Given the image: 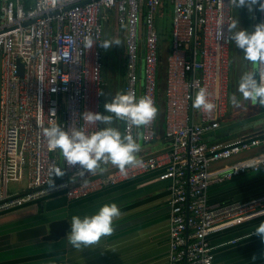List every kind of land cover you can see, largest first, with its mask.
Returning a JSON list of instances; mask_svg holds the SVG:
<instances>
[{
  "label": "built area",
  "instance_id": "1",
  "mask_svg": "<svg viewBox=\"0 0 264 264\" xmlns=\"http://www.w3.org/2000/svg\"><path fill=\"white\" fill-rule=\"evenodd\" d=\"M165 1L172 13L164 78L168 148L139 159L140 165L83 179L88 172L80 175L78 164L50 150L43 128L99 127L84 114L100 112L110 13L124 36V91L147 94L157 106V19ZM235 8L232 0H0V214L59 193L79 200L158 172L168 194L167 264H213L211 235L264 216V194L225 201L208 194L213 185L264 168V152L252 153L264 146V132L211 140L228 110V24ZM251 21L252 27L264 22L258 4ZM87 37L96 41L90 48ZM256 73L264 79V64H256ZM201 88L215 104L211 111L193 107ZM156 118L140 126L145 143L155 138ZM135 126L123 119V135L136 140Z\"/></svg>",
  "mask_w": 264,
  "mask_h": 264
},
{
  "label": "crops",
  "instance_id": "2",
  "mask_svg": "<svg viewBox=\"0 0 264 264\" xmlns=\"http://www.w3.org/2000/svg\"><path fill=\"white\" fill-rule=\"evenodd\" d=\"M167 7L168 12H164L161 17L170 14L172 22L171 8L168 3ZM104 27L107 30L109 46H104L102 55L101 113L105 112L104 103L111 100L112 95L118 91H124L125 82L124 36L118 29L114 14L108 15ZM158 28L160 31V26ZM167 48H169V54L171 30ZM163 51L164 48L160 44V54H163ZM241 60L247 61L242 56ZM245 65L246 63H242V66L238 67L244 71L243 74L252 72V63L248 71ZM230 69L233 73V69L229 66V83ZM241 75L242 73L240 77ZM160 85L157 95L158 114L154 140L151 143H145L142 140L140 126H135L136 142L140 145L137 153L138 159L163 152L168 148V143L164 138V84H162L161 92ZM238 98H241L240 104L247 105L244 111L249 110L248 112L251 113L255 108L256 116L252 119L245 117L238 122L233 119L232 124L229 125L231 129L242 121L252 123L264 118V108L261 109L264 106L252 105L240 97V93ZM225 118L222 120L221 128L227 126ZM113 125L123 135V119H114ZM102 126L99 122V127ZM257 126L249 129H257L256 133L264 132V123ZM234 135L228 138H233ZM257 152H264V146L252 153ZM102 167L104 171L88 172L83 179L104 175L118 168L112 164L102 165ZM157 175L158 172L148 173L103 188L79 200L67 199L63 193H59L0 214V264H167L168 194L166 182L158 181ZM230 181H234V184L228 186L227 189L225 186L213 185L217 188L213 189L212 186L209 189L210 200L222 201L225 198L246 200L264 194V168L258 172L243 173L228 182ZM112 202L118 205L121 215L113 221L112 234L103 236L96 244L74 248L69 244L66 236L57 241L43 239L48 234L51 222L66 220L69 223L74 214L81 217L91 215L101 205ZM261 222H264V216L211 235L209 239L214 247L213 264H264V239L255 232Z\"/></svg>",
  "mask_w": 264,
  "mask_h": 264
},
{
  "label": "clouds",
  "instance_id": "3",
  "mask_svg": "<svg viewBox=\"0 0 264 264\" xmlns=\"http://www.w3.org/2000/svg\"><path fill=\"white\" fill-rule=\"evenodd\" d=\"M232 2L237 8L246 5L251 11L253 6L258 4L259 9L264 10V0H232ZM237 25V19L228 24L229 40L242 50L245 60L253 64H264V22L255 24L251 30ZM94 42L96 41L92 37H87L85 40L88 48ZM102 44L105 47L109 46L107 40ZM237 91L240 97L252 105L264 106V79L259 78L256 72L242 74ZM100 94L103 92L101 91ZM231 101L239 105L241 98L233 94ZM192 103L193 107L205 111H211L215 107V104L208 99L204 88L195 93ZM104 109V113L87 110L84 114L88 122H100L103 125L92 132H86L82 128L68 131L55 123L43 128L49 149H59L66 164H78L80 175L85 171H104L102 165L107 164L115 165L122 171L126 166L140 165L142 162L137 158L140 145L131 135H122L113 125V120L124 119L131 121L133 125L141 126L154 120L158 114V108L151 96L146 94L137 97L132 91L116 92L111 96V100L104 103ZM56 174L61 175L62 172L57 171ZM120 215V209L115 202L101 205L91 215L81 217L74 214L69 222L70 227L65 233L66 239L74 248L94 245L103 236L112 234L113 221ZM255 232L264 239V222L256 227Z\"/></svg>",
  "mask_w": 264,
  "mask_h": 264
},
{
  "label": "rangeland",
  "instance_id": "4",
  "mask_svg": "<svg viewBox=\"0 0 264 264\" xmlns=\"http://www.w3.org/2000/svg\"><path fill=\"white\" fill-rule=\"evenodd\" d=\"M233 14H234L235 19H237V21H238L237 27L241 26V27L247 28L249 30H251L253 28L252 27V21H251V11H249V9L246 5L241 6L239 8H235ZM157 24H158V26H160V31L162 29V31L164 32L163 36H161V38H160V44L164 48L163 57H165L168 54L169 48H167V47H168V44L170 42V30H171L170 14H168V16L164 15V17L158 18ZM241 56L243 57L242 50L237 48L235 46L234 42L232 41L230 67L233 69V73H232V70L230 69L229 105H228V112H227V115L225 118V125L232 124L233 119L235 122H238L239 120H241L245 117H247V119L248 118L252 119L254 116H256L254 114L255 108L252 109L251 113L248 112L249 110L248 111L246 110V112H245L244 110L246 109V106H247L246 104L245 105H243V104L236 105V104H233L231 101V97L233 96V94H235L237 97H239V92L237 91V86H238V82L240 80V73L243 74L244 71L240 70V68H238V67L240 65L242 66V63H246V65L244 66L246 68V70L248 71V69L249 70L251 69L250 68L251 62H249V61L245 62L244 60H241ZM161 91H162V82L160 85V92ZM100 110H101V108H100ZM221 126H223V123H221ZM256 130L255 129L244 130V131L239 133V136L252 134ZM233 138H235V137H233ZM236 138H237V136H236ZM233 184H234V181H230V182L225 181V183L223 182L222 184H218L217 187L225 186V188L227 189L228 186H231ZM217 187L213 186V189L217 188Z\"/></svg>",
  "mask_w": 264,
  "mask_h": 264
},
{
  "label": "water",
  "instance_id": "5",
  "mask_svg": "<svg viewBox=\"0 0 264 264\" xmlns=\"http://www.w3.org/2000/svg\"><path fill=\"white\" fill-rule=\"evenodd\" d=\"M105 40H107V30L104 27V41ZM18 68H19V71L21 73V70H22L21 65H19ZM252 72H256V64H253V63H252ZM263 123H264V118L256 120L252 123H248V124L240 126V127H236V128L231 129L229 131L222 132V133L216 135L215 138H211V140L226 138L230 135L240 133L244 130H247L249 128H253V127L260 125V124H263ZM68 229H69V223L66 220L53 221L49 224L48 234L46 236H44L43 239L46 241H57V240H59L65 236V233Z\"/></svg>",
  "mask_w": 264,
  "mask_h": 264
},
{
  "label": "trees",
  "instance_id": "6",
  "mask_svg": "<svg viewBox=\"0 0 264 264\" xmlns=\"http://www.w3.org/2000/svg\"><path fill=\"white\" fill-rule=\"evenodd\" d=\"M167 2L165 1L164 2V5H163V12H168L167 11ZM159 29V28H158ZM163 31L161 29V31H159V36H163ZM165 73H166V60H165V57H163V54L161 53L160 56H159V65H158V74H157V81H158V88H159V85L161 84H164V78H165ZM262 107V106H261ZM264 107H262L261 109H263ZM162 115L163 112H162ZM252 121V120H251ZM248 122L250 121H245V122H240L238 123L236 126L232 127V128H235V127H239V126H242L243 124H247ZM229 128L231 129V127H229V125L225 126V127H222L218 133H222V132H226L227 130H229ZM239 135V134H238ZM225 200H228L227 198L223 199L222 201H225Z\"/></svg>",
  "mask_w": 264,
  "mask_h": 264
}]
</instances>
